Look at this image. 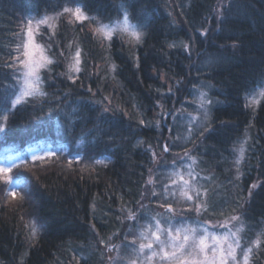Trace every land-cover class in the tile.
<instances>
[{
	"label": "trees",
	"instance_id": "trees-1",
	"mask_svg": "<svg viewBox=\"0 0 264 264\" xmlns=\"http://www.w3.org/2000/svg\"><path fill=\"white\" fill-rule=\"evenodd\" d=\"M219 1L82 0L84 11L104 23L122 18L123 5L146 33L135 48L118 35L110 47L102 46L93 34L97 25L90 20L80 23L61 16L53 21L55 35L46 25L40 27L37 41L45 48L51 45L48 55L55 60L51 71L40 70L48 96L29 98L8 114L5 132L0 133V158L41 144L67 150L13 169L11 175L23 173L28 179L23 199L6 195L9 189L0 182V264H107L104 244L111 239L123 243L119 264H126L124 258L133 260L122 235L133 223L128 211L141 216L137 202L146 206L145 217L147 208L163 212L160 203H171L178 213L190 206L178 197L148 198L152 191L162 192V183H170L165 168L153 162L151 148L168 159L193 149L207 175L199 186L209 193L205 215L239 216L247 243L262 234L250 263L264 264V98L255 106L245 101V95L264 87V0H226L220 15ZM65 6L75 4L0 0V78L12 83L14 74L19 75L15 67L5 65L17 56L27 18L55 17ZM180 41L190 45V55L182 47H168ZM77 46L82 50V70L73 83L67 65ZM110 63L117 65L115 73L108 70ZM175 81L178 88H173ZM194 88L205 91L211 101L204 125H194L189 137L188 123L177 112L176 119L170 114L166 118L171 131L159 126L160 105L169 113L182 108L199 115ZM103 107L125 109L126 115L113 120L102 114ZM73 109L75 114L66 119L64 113ZM82 134L88 142L78 148ZM248 136L242 174L233 182L235 149ZM163 142L169 144V152H164ZM77 152L82 153L79 161L73 158ZM101 159L104 164L94 163ZM150 176L155 186L148 183ZM253 184L257 187L249 195ZM33 221L38 228L35 238Z\"/></svg>",
	"mask_w": 264,
	"mask_h": 264
},
{
	"label": "snow or ice",
	"instance_id": "snow-or-ice-1",
	"mask_svg": "<svg viewBox=\"0 0 264 264\" xmlns=\"http://www.w3.org/2000/svg\"><path fill=\"white\" fill-rule=\"evenodd\" d=\"M68 2L74 3L75 7L65 6L60 12L55 14V17L44 15L39 19L34 16H29L27 18L26 24L22 29V34L24 36L23 42L22 44L16 45L17 56L13 58V64L5 65L6 67H15L16 73H19V75L16 76L14 74L12 83H7L4 79L0 78V114H2L0 115V133L5 132L8 114H14L17 106L25 103L29 98H43L48 96V93L43 90V80L40 76V70L48 69L51 71L50 66L55 63V60L52 56L48 55V52L51 50V45L45 48L44 45L35 43V34L42 25H46L49 29H52V35H55L54 19L67 15L70 21L74 20L80 23H83L85 20L94 21L97 26L93 29V34L102 46L107 43L110 47L114 35H118L121 40L126 38L127 42L132 45L133 48L144 42L146 36V33L143 31L144 26L133 23L130 19L128 10L125 9L123 5L120 7L122 18L104 23L95 16H88L84 11L82 0H68ZM201 34L206 35L207 30H202ZM177 46L182 47L189 55L191 54L190 45L187 42L180 41L179 45L173 42L168 45L169 48ZM232 47H236V45L233 44ZM68 48L69 50L72 49L71 43L68 45ZM59 54L63 57L64 50H61ZM134 59L136 61V67L139 68V57L136 56ZM81 64L82 50L77 46L75 51L71 52L70 62L67 65L68 78L73 83H75L76 78L82 70ZM17 65H19V67H16ZM116 68L117 65L115 63H110L108 66V70L111 73H115ZM261 83L264 84V81ZM88 91L91 92V87H89ZM193 91L198 93L193 103L196 104L197 111L203 112L206 117L207 106L211 101L206 99L207 93L202 89L194 88ZM169 92H171V88ZM262 98H264V87H258L252 94L245 95L246 106L258 105ZM107 99L108 98L105 97V100ZM97 103L103 105L104 102L98 101ZM110 103L109 101V104ZM160 107L163 109V105H160ZM49 111L52 112L55 110L49 109ZM59 111L62 112L63 110L60 109ZM75 112L76 110L73 109L71 114L64 113V117L70 120L71 115H74ZM177 112L180 113V118L188 121L187 131L190 137L192 124L196 123L200 117L192 113H187L184 109H174L171 113L173 119L177 118ZM103 113H108L113 120H118L121 115H126V110L119 107L116 109L103 107L102 114ZM168 114L169 113H165V115ZM139 124L144 125L145 121L140 119ZM201 135H203V133H201ZM86 142H88L87 136L82 134L77 143L78 148L85 145ZM138 143H142V141H138ZM244 143H246V141L235 149L238 153L235 161L237 169H239V165L244 159ZM66 150L65 146H61L56 150H52L51 147H37V149L30 154H25L23 156L18 155L16 157L5 155L3 158H0V182H3L9 189L6 195L10 196L12 199H23V194L17 192L16 189L20 187L26 188L28 186V179L23 173H18L16 176L11 175L13 169L26 167L30 161H43L46 157H55L57 151L64 152ZM163 150L164 152H169L167 144L164 145ZM26 156H30V160L26 159ZM155 157L156 153L153 152L154 160ZM184 157L187 158L189 161L188 163H183ZM73 158L79 161L82 158V153L77 152ZM68 163L69 166H71L72 160H69ZM94 163L104 164L105 161L103 159L95 160ZM196 163V158L190 156L186 150L183 157H181V167L187 170L186 175L189 179L185 178V174L179 170L177 161L174 159L171 162V168L173 170L167 174L169 177L173 178L171 183H162V192L157 193L156 191H152L151 195L148 197L149 199L157 197L163 200L169 198L177 199L178 197L180 200L192 206L190 212L194 211L196 213L195 219H190V216L185 215L183 211L178 215L177 210L172 207L171 203H160L159 207L163 209V213L157 212L154 215L147 214L146 217L143 213V209L146 206L140 202L137 203L138 209L141 211V216L138 217L131 210L128 211V219L130 221H135L138 225V236L140 240L147 241V243L140 242L138 247H136V240L133 239V241L127 243L126 236V246L131 248V254L133 256L142 258V264H153V261L157 258L161 264H250L253 249L260 248L262 243L260 236L262 234H257L255 240L250 241L247 247L241 248L240 233L244 231V223L238 216H230L217 224H212L211 221L200 218L202 212H207L209 193L207 189L201 190L196 186L195 181L198 175L194 169ZM201 179L204 178L202 177ZM148 183L155 186V181L151 176L149 177ZM256 187V184L250 186L249 195H251V189ZM141 198L142 200L144 199V194H142ZM142 218H146L148 222L143 225L139 224V220ZM232 221L239 223V227H235V230H233ZM210 229L212 230L210 231ZM218 229H223L222 234H217ZM37 232L38 228L35 221H33L31 223V237L35 238ZM131 233L132 230L129 229V234ZM100 242L104 243L103 240ZM113 248L118 249L119 246L108 245L109 251ZM238 249H240L239 259L237 257ZM145 250L148 251V255H144ZM120 259L119 252H117L115 260L119 262ZM124 259L126 264H137L135 259Z\"/></svg>",
	"mask_w": 264,
	"mask_h": 264
},
{
	"label": "rangeland",
	"instance_id": "rangeland-1",
	"mask_svg": "<svg viewBox=\"0 0 264 264\" xmlns=\"http://www.w3.org/2000/svg\"><path fill=\"white\" fill-rule=\"evenodd\" d=\"M220 2V4H219V6H217V9H216V13L218 14L219 13V15H220V11H221V9H222V6L224 5V4H226V0H220L219 1ZM216 15V14H215ZM89 16V15H88ZM217 16V15H216ZM90 17H92V16H90ZM37 19H39V18H41V17H36ZM43 26V25H42ZM41 26V27H42ZM40 30V29H39ZM39 32V31H38ZM37 32V33H38ZM37 33L35 34V43L36 44H40V43H38V41H37ZM41 45V44H40ZM176 82V83H175ZM172 85H174V87L173 88H178L179 87V83H177L178 81H175ZM171 85V86H172ZM182 109V108H181ZM180 109V110H181ZM165 113H169V112H166L164 109H160V111H158V117H157V122H158V125L160 126V125H164V126H166L167 127V130L168 131H170V129H171V127H170V125H171V123H169L167 120H166V118H167V116L170 114V116H171V113H169L168 115H165ZM180 114V113H179ZM209 115V107L207 106V116ZM196 116H199L200 117V119L196 122V123H193L192 124V128H193V126L194 125H197L198 127H200V126H202V125H204V121H205V119L207 118V116L205 117V115H204V113L203 112H201V111H199V115H196ZM187 121V120H186ZM162 123V124H161ZM187 123H188V121H187ZM249 139H250V137L248 136L247 138H245L241 143H243V142H245L246 141V143H244V147H245V154H246V149H247V143H248V141H249ZM240 143V144H241ZM165 144H167V142H163V147H164V145ZM240 144L238 145V147L240 146ZM168 146H169V144H167ZM37 147H40V148H48V147H50V146H48V145H45V144H41V145H38V146H33V147H28L27 148V150H26V152L24 151V152H10L8 155H10V156H12V157H16V156H18V155H21V156H23V155H25V154H30L31 152H33L34 150H36L37 149ZM237 147V148H238ZM169 148V147H168ZM193 149H189V150H187L188 151V153H189V155L190 156H192V157H195L196 158V161H197V163L194 165V169H195V172L198 174L197 175V177H196V181H195V183H196V186H197V188H199V186L201 187L202 185H201V183L203 182V179H201L202 177L204 178V180H206V178H207V175L205 174V172L201 169V168H199V160H198V158H197V155H195L194 154V152L192 151ZM161 150L160 149H157V150H155V149H152L151 148V152H152V159H153V152H155L156 153V157H155V160L153 159V162L154 163H160V165H162V167H164L165 168V171L167 172V174L170 172V171H172L173 169L171 168V162L175 159L176 161H177V167L179 168V170L182 172V173H184L185 174V178L186 179H189V177H187V175H186V169H184L183 167H181V157H183V154H184V152L183 153H177V154H174L173 156H172V158H170V159H168L167 157H164L162 154H160L161 152H160ZM237 156H238V153L236 152L235 153V156H234V159H233V161H232V165H231V167H232V169H233V176H232V181L233 182H236V180H239L240 179V177H241V170H242V163H243V161H244V159L241 161V163H240V165H239V169H237V167H236V164H235V161H236V159H237ZM244 157H245V155H244ZM26 159L27 158H29V160H30V156H26L25 157ZM189 161L187 160V158L186 157H184V159H183V163H188ZM168 178H169V181H170V183H171V180L173 179L172 177H169L168 176ZM16 191L17 192H20V193H24L25 191H26V189H25V187H20V188H17L16 189ZM192 206H189V207H187L186 209H185V212H184V214L185 215H192V214H194V217H196V213L194 212V211H191L190 212V208H191ZM146 214H156L157 212H160V213H163L162 211H160V209H158V208H156V209H149V208H147L146 209V211H144ZM179 211H177V214L179 215V213H178ZM236 216V215H235ZM230 216H227V215H225V218H223V219H218V218H211V217H208V216H206L205 215V213L204 212H202L201 214H200V218L201 219H204V220H208V221H211V223L212 224H217V223H219V222H222L224 219H226V218H229ZM239 217V216H238ZM240 218V217H239ZM240 220H241V218H240ZM133 223H135V225H133V223H131L130 225H128L127 226V230L125 231V233L122 235V238L123 239H125V237L127 236V242L128 243H130L131 241H133V239H135L136 240V247H138V245H139V243L140 242H144V243H147V241H142V240H140V238H139V236H138V231H139V229H138V225H137V223L135 222V221H132ZM146 222H148L146 219H140L139 220V224H141V225H143V224H145ZM162 223H163V221H162ZM231 224H232V226H233V230H235V227H239V223H237V222H235V221H232L231 222ZM129 229H131L132 230V233L131 234H129ZM212 229H210V231H211ZM245 230H246V228H245V226H244V231L242 232V233H240V236H241V241H240V243H241V248H244V247H247L248 245H249V243H247V241H246V239H245V237H246V235H245ZM222 232H223V229H218L217 230V234L218 235H220V234H222ZM257 236V235H256ZM255 236V237H256ZM256 238H253L252 240H255ZM125 243H126V241L125 240H123ZM109 244H111V245H118L119 246V248L117 249V248H113L111 251H109L108 250V245ZM121 246H123V243H120V244H116V243H113V241H112V239L110 240V241H108V242H106V244H104V249L106 250V253H107V258H106V263L107 264H109L108 262H110V260H111V262H113L112 264H119L120 263V261L119 262H117L116 260H115V258L117 257V252H119V249H120V247ZM158 250V249H157ZM159 251V250H158ZM256 251H257V248H254L253 249V253H252V256H251V260H252V258L254 257V255H255V253H256ZM120 253L121 252H119V256H120ZM149 253H148V251L147 250H145V253H144V255H148ZM237 257H238V259L240 258V249H238L237 250ZM134 259L137 261V262H139L140 260L142 261V258L141 257H135L134 256ZM73 264V263H72ZM153 264H161V262L159 261V259L157 258L156 260H154L153 261ZM251 264V263H250Z\"/></svg>",
	"mask_w": 264,
	"mask_h": 264
}]
</instances>
